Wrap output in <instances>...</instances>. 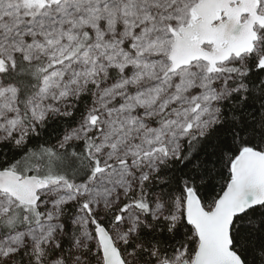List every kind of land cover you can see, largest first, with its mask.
Wrapping results in <instances>:
<instances>
[{
  "label": "snow or ice",
  "instance_id": "1",
  "mask_svg": "<svg viewBox=\"0 0 264 264\" xmlns=\"http://www.w3.org/2000/svg\"><path fill=\"white\" fill-rule=\"evenodd\" d=\"M0 264H264V0H0Z\"/></svg>",
  "mask_w": 264,
  "mask_h": 264
}]
</instances>
